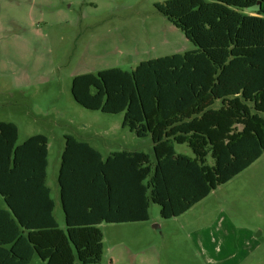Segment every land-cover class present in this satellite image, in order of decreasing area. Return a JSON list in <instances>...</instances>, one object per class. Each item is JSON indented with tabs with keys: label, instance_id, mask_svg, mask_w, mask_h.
Masks as SVG:
<instances>
[{
	"label": "trees",
	"instance_id": "trees-1",
	"mask_svg": "<svg viewBox=\"0 0 264 264\" xmlns=\"http://www.w3.org/2000/svg\"><path fill=\"white\" fill-rule=\"evenodd\" d=\"M155 7L196 49L72 78L78 104L123 113L122 127L149 137L152 153L103 160L65 135L57 177L64 228L46 184L47 137L17 144V125L0 122V196L9 208L0 209V264H30L34 255L45 264H100L101 223L147 221L151 204L163 220L178 217L264 154V0Z\"/></svg>",
	"mask_w": 264,
	"mask_h": 264
},
{
	"label": "rangeland",
	"instance_id": "rangeland-1",
	"mask_svg": "<svg viewBox=\"0 0 264 264\" xmlns=\"http://www.w3.org/2000/svg\"><path fill=\"white\" fill-rule=\"evenodd\" d=\"M164 1L0 0V122L17 125V144L35 134L47 137L53 197L65 135L104 156L132 149L152 153L149 137L122 127L123 113L78 104L71 83L78 74L131 71L141 61L196 49L156 10ZM175 150L192 156L186 145ZM149 216L137 227L105 224L100 264H264V154L183 217L189 224H182L181 240L167 236L174 224L164 228V236L154 229L157 204H151ZM178 242L184 251L177 252ZM165 245L169 255L155 253L154 247Z\"/></svg>",
	"mask_w": 264,
	"mask_h": 264
},
{
	"label": "crops",
	"instance_id": "crops-1",
	"mask_svg": "<svg viewBox=\"0 0 264 264\" xmlns=\"http://www.w3.org/2000/svg\"><path fill=\"white\" fill-rule=\"evenodd\" d=\"M48 145V144H47ZM93 147V146H92ZM95 148V147H94ZM96 149V148H95ZM64 150V145H63V149L58 157V160H57V163H56V173H55V181H56V184H57V189H56V197H53V189L48 181V168H49V165H50V161H49V148H48V166H47V175H46V184L47 186L50 188V192H51V198L53 199L54 201V210H53V214H54V217H55V220L57 222V224L59 225L60 228H64L65 227V217H64V212H63V208H62V203H61V199H60V188H59V184H58V180H57V177H58V173H59V169H60V165H61V155H62V152ZM98 150V149H97ZM99 151V150H98ZM122 151H128V152H131V151H138L136 149H132V150H122ZM100 152V151H99ZM114 152H119V151H112V152H109L108 155L104 156L101 152V156H102V159L105 160L110 154L114 153ZM54 181V183H55ZM213 192V191H212ZM211 192V193H212ZM210 193V194H211ZM209 194V195H210ZM208 195V196H209ZM207 196V197H208ZM0 209H7L9 210V208L7 207V205L5 204L3 198L1 197L0 198ZM205 199V198H204ZM201 202V201H200ZM196 205V204H195ZM194 206H192L187 212H185L184 214L178 216V217H175V218H172V219H168V220H163L161 218H159V220L157 221V223H154L153 227L154 229L160 231L163 236L165 235L163 232H164V228L165 227H168V224H174L176 227L174 229V232H170L168 233V231H166L167 233V236H176L177 239L181 240L183 238V235L185 234V229H183V225L182 224H189L188 223V220L187 219H183V217H185V215H188L189 213H191L192 209H194ZM58 207H60V213L57 212V209ZM193 216V214H192ZM194 217V216H193ZM199 216H196V218H198ZM149 219H150V216H149ZM148 219V221H149ZM35 220H40V219H35ZM107 224V223H101L99 225V228L100 230L102 231V235H103V239H102V242H103V254L105 252V244H104V232L102 230V227ZM114 224V223H112ZM117 225H121V226H132V227H137V226H140V225H143V224H147V221H144V222H124V223H116ZM191 224V223H190ZM194 224V223H192ZM227 224H232L230 222H228ZM168 229V228H167ZM23 234L25 235L26 232L24 231ZM187 237H190L191 240L193 241L194 240V237H192L190 234H186ZM176 246L178 248H176L177 252H182L184 251V246L182 247L181 243H177ZM155 253L158 254V253H162V254H170L169 252V247L168 245H165V246H162V247H159V249L161 251H158L159 249L154 247L153 248ZM108 251H110L109 249H107ZM149 251H151V248L149 249ZM103 254H102V257H103ZM138 254H141V252L139 251ZM137 254V255H138ZM154 259V258H152ZM45 264L44 261H42L38 255H34L30 264Z\"/></svg>",
	"mask_w": 264,
	"mask_h": 264
}]
</instances>
